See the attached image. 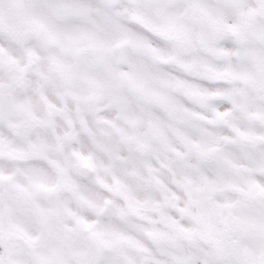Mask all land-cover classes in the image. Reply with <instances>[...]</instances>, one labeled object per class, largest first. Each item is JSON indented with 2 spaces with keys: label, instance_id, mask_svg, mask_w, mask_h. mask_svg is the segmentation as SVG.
<instances>
[{
  "label": "clouds",
  "instance_id": "clouds-1",
  "mask_svg": "<svg viewBox=\"0 0 264 264\" xmlns=\"http://www.w3.org/2000/svg\"><path fill=\"white\" fill-rule=\"evenodd\" d=\"M0 264H264V0H0Z\"/></svg>",
  "mask_w": 264,
  "mask_h": 264
}]
</instances>
